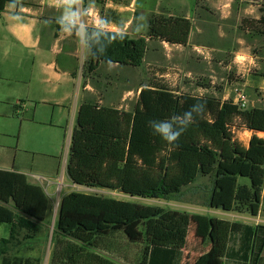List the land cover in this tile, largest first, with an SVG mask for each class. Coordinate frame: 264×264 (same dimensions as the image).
<instances>
[{"label": "trees", "instance_id": "obj_1", "mask_svg": "<svg viewBox=\"0 0 264 264\" xmlns=\"http://www.w3.org/2000/svg\"><path fill=\"white\" fill-rule=\"evenodd\" d=\"M9 0H0V13ZM105 0H100L104 2ZM242 29L264 37V13L246 20ZM193 20L185 15L152 14L146 33L100 28L86 30L90 56L84 76L99 73L103 64L140 67L150 41L187 46ZM110 62V63H109ZM203 112L177 141L167 144L154 125L174 122L192 105ZM251 132L248 145L236 130ZM264 105L242 108L232 99L212 95L178 94L166 84L142 85L132 111L91 99L82 103L71 135L67 174L88 188H100L132 196L166 199L193 184L200 176L214 179L209 205L226 212L258 216L264 202ZM241 177L250 184L241 183ZM51 200L45 189L22 172L0 168V223L10 226L8 238H0V255L33 243L48 222ZM111 208L97 197L92 206L82 192L72 191L62 200L53 234L51 264H118L99 250L117 254L126 244H142L137 264H183L192 228L186 211L122 201ZM264 226L213 217L211 246L201 264H254L259 232ZM25 233V234H23ZM4 264H42V259L13 255Z\"/></svg>", "mask_w": 264, "mask_h": 264}, {"label": "rangeland", "instance_id": "obj_2", "mask_svg": "<svg viewBox=\"0 0 264 264\" xmlns=\"http://www.w3.org/2000/svg\"><path fill=\"white\" fill-rule=\"evenodd\" d=\"M140 8L128 31L134 36L146 33L152 14L187 15L193 31L187 46L150 41L145 62L140 67L103 66L99 73L83 81L95 90L94 100L132 111L140 87L150 82L166 84L178 94L212 95L236 102L239 93L248 97L247 108L264 105V37L242 29L246 20H258L264 13V0H139ZM145 10V11H144ZM36 102L0 105V167L25 173L32 183L41 185L51 200L48 222L33 243L48 264L53 252V234L61 203L72 191L82 192L89 206L103 198L113 216L122 201H133L164 209L186 211L192 228L183 264H201L211 246L210 221L213 217L248 221L249 213L225 212L209 205L214 179L200 176L178 194L166 199L132 197L118 191L88 188L74 184L67 174V160L75 122L68 113L60 124L47 120L51 115ZM59 114L56 115L58 119ZM48 121V122H47ZM236 137L248 145L251 132L236 130ZM264 136V135H262ZM241 183L250 179L241 177ZM243 216V217H241ZM9 226L0 223V227ZM117 254L99 250L118 264H137L142 244L124 243Z\"/></svg>", "mask_w": 264, "mask_h": 264}, {"label": "crops", "instance_id": "obj_3", "mask_svg": "<svg viewBox=\"0 0 264 264\" xmlns=\"http://www.w3.org/2000/svg\"><path fill=\"white\" fill-rule=\"evenodd\" d=\"M11 3L9 0L0 13V105L36 102L37 107L51 112L47 119L51 124H60L67 111L76 126L82 103L91 100L95 94L93 86L89 81L84 82L81 74L82 65L84 67L90 56L86 30L94 27L132 35L128 28L138 14L140 1L79 0L71 8L77 17L72 25L63 22L66 9L60 5V0H21L22 7L15 9L9 7ZM14 16L20 19H13ZM103 66L106 64L101 68ZM240 222L264 226V202L258 216L251 215L248 221ZM9 235L10 226L0 227V238ZM33 245L32 240H27L19 250L9 249L5 255H0V264H4V257L13 255L42 259ZM257 248L260 251L254 264H264V229L259 232ZM48 264H51V258Z\"/></svg>", "mask_w": 264, "mask_h": 264}, {"label": "clouds", "instance_id": "obj_4", "mask_svg": "<svg viewBox=\"0 0 264 264\" xmlns=\"http://www.w3.org/2000/svg\"><path fill=\"white\" fill-rule=\"evenodd\" d=\"M79 0H60V5L65 7L66 11L63 16L64 24L72 25V22L77 18L76 14L71 11L72 5L78 3ZM17 6H21V0H12L9 5L10 8L15 9ZM13 19L19 20V16H14ZM147 26V25H146ZM61 28L64 29V25L61 24ZM110 63V62H109ZM203 112V105L200 103L192 105V107L184 112L181 117H177L176 120L179 122L180 127L175 128L174 122L170 121H160L155 123V133H157L167 144L172 146H178L177 141L180 136L187 130L188 126L195 122V116H199Z\"/></svg>", "mask_w": 264, "mask_h": 264}, {"label": "built area", "instance_id": "obj_5", "mask_svg": "<svg viewBox=\"0 0 264 264\" xmlns=\"http://www.w3.org/2000/svg\"><path fill=\"white\" fill-rule=\"evenodd\" d=\"M76 22V19L73 21ZM236 102L242 107V108H246L247 107V103H248V97L245 93L240 92L238 99L236 100ZM248 132V131H245Z\"/></svg>", "mask_w": 264, "mask_h": 264}]
</instances>
